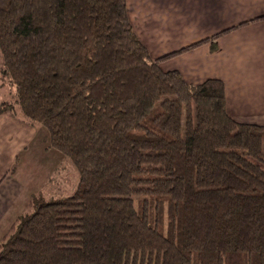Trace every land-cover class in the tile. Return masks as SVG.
I'll list each match as a JSON object with an SVG mask.
<instances>
[{
  "label": "trees",
  "instance_id": "1",
  "mask_svg": "<svg viewBox=\"0 0 264 264\" xmlns=\"http://www.w3.org/2000/svg\"><path fill=\"white\" fill-rule=\"evenodd\" d=\"M0 54V114L78 173L31 197L0 264H264V126L228 115L221 80L162 70L126 0H0Z\"/></svg>",
  "mask_w": 264,
  "mask_h": 264
},
{
  "label": "crops",
  "instance_id": "2",
  "mask_svg": "<svg viewBox=\"0 0 264 264\" xmlns=\"http://www.w3.org/2000/svg\"><path fill=\"white\" fill-rule=\"evenodd\" d=\"M126 11L152 60L174 54L160 62L162 70H176L191 85L221 80L228 115L239 123L264 126V0H126ZM8 180L7 173L0 179V241L9 219L19 216L32 197L26 193L19 201L21 193L11 195L3 185Z\"/></svg>",
  "mask_w": 264,
  "mask_h": 264
},
{
  "label": "rangeland",
  "instance_id": "3",
  "mask_svg": "<svg viewBox=\"0 0 264 264\" xmlns=\"http://www.w3.org/2000/svg\"><path fill=\"white\" fill-rule=\"evenodd\" d=\"M0 64L2 65L1 55ZM10 99H12V92L3 84L0 86V102ZM3 113L0 116L11 114L14 118L0 120V131L5 130L8 133L7 137L0 136V179L7 173L9 180L3 185H8V190L11 188V195L18 196L21 193L18 196L19 201L27 196L26 193H32V196L39 194L46 200L71 196L78 184V173L68 159L50 148L46 131L41 126H30L21 122L17 108ZM22 125L23 132L19 130ZM21 140L22 149L16 153ZM12 172L14 174L11 177L8 174ZM27 204L21 206V214L29 210ZM17 217L18 215L15 219H9L11 225L8 226L7 233Z\"/></svg>",
  "mask_w": 264,
  "mask_h": 264
}]
</instances>
